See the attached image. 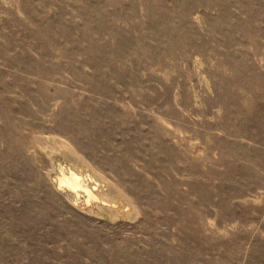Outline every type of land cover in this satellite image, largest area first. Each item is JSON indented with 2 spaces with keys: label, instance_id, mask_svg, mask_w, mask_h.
I'll return each mask as SVG.
<instances>
[{
  "label": "rangeland",
  "instance_id": "rangeland-1",
  "mask_svg": "<svg viewBox=\"0 0 264 264\" xmlns=\"http://www.w3.org/2000/svg\"><path fill=\"white\" fill-rule=\"evenodd\" d=\"M38 134L139 218L57 195ZM0 264H264V0H0Z\"/></svg>",
  "mask_w": 264,
  "mask_h": 264
},
{
  "label": "bare ground",
  "instance_id": "bare-ground-1",
  "mask_svg": "<svg viewBox=\"0 0 264 264\" xmlns=\"http://www.w3.org/2000/svg\"><path fill=\"white\" fill-rule=\"evenodd\" d=\"M35 143L48 157L47 179L55 193L72 206L110 222H134L139 218L141 210L134 199L67 139L57 134H38L32 139L34 148Z\"/></svg>",
  "mask_w": 264,
  "mask_h": 264
},
{
  "label": "water",
  "instance_id": "water-1",
  "mask_svg": "<svg viewBox=\"0 0 264 264\" xmlns=\"http://www.w3.org/2000/svg\"><path fill=\"white\" fill-rule=\"evenodd\" d=\"M76 208V207H75ZM76 209H78V208H76ZM79 210V209H78ZM81 211V210H80ZM103 219H105L104 217H102ZM106 221H109V220H107V219H105ZM110 222V221H109Z\"/></svg>",
  "mask_w": 264,
  "mask_h": 264
}]
</instances>
